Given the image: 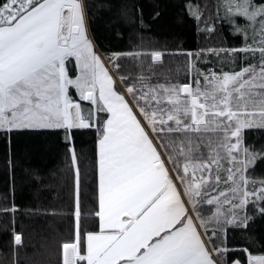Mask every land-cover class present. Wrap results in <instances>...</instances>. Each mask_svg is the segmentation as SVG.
Instances as JSON below:
<instances>
[{"label":"snow or ice","instance_id":"6c2138e0","mask_svg":"<svg viewBox=\"0 0 264 264\" xmlns=\"http://www.w3.org/2000/svg\"><path fill=\"white\" fill-rule=\"evenodd\" d=\"M0 175V264H264V0H0Z\"/></svg>","mask_w":264,"mask_h":264},{"label":"trees","instance_id":"16d2710c","mask_svg":"<svg viewBox=\"0 0 264 264\" xmlns=\"http://www.w3.org/2000/svg\"><path fill=\"white\" fill-rule=\"evenodd\" d=\"M147 2V0H146ZM171 3L177 2V0H170ZM175 9L170 8L168 10L169 14L165 17L163 21H161L160 25L156 26V33L152 36H146L145 42H151L153 45L157 43V41L163 42L161 38L164 40H167L169 46L173 45L175 43V35L178 33L181 37V42L186 47L191 48H197V47H203L206 44L213 43V41L205 40L202 36H198L194 30L191 24H185V25H176L174 18H173V12ZM227 35V33H225ZM219 39V38H217ZM114 46L117 47H124L125 45L120 44L119 42H116ZM170 64L175 67L181 64V60L177 59L176 57L170 58ZM177 75H179L177 73ZM56 157L55 154L48 157L46 160V163H52L55 162ZM3 188V177L0 175V189ZM43 197H46L48 200H52V195L50 192L43 193ZM17 199L21 204H30L34 202L33 198V191L30 186L24 187L22 190H20L17 193ZM53 203H55L57 206L64 207L67 204V201L62 200H54ZM25 222L27 223V219L25 218ZM2 223V221H0ZM66 227V222H58L57 229L58 232H62L64 228ZM52 236H56V233L50 234ZM9 236L6 232H0V244H2L4 241L8 240ZM40 240V236L37 235L35 232H33V245H37ZM33 252V247H29L26 249V255L23 256V260H27L29 257H31V254ZM53 261L55 260V257L51 258Z\"/></svg>","mask_w":264,"mask_h":264}]
</instances>
